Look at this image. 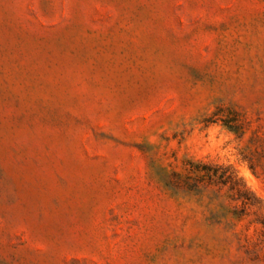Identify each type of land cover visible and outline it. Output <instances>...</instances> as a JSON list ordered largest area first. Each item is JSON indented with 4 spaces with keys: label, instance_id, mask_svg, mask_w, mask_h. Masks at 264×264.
Instances as JSON below:
<instances>
[{
    "label": "rangeland",
    "instance_id": "rangeland-1",
    "mask_svg": "<svg viewBox=\"0 0 264 264\" xmlns=\"http://www.w3.org/2000/svg\"><path fill=\"white\" fill-rule=\"evenodd\" d=\"M255 131L264 0H0V264H264Z\"/></svg>",
    "mask_w": 264,
    "mask_h": 264
},
{
    "label": "trees",
    "instance_id": "trees-1",
    "mask_svg": "<svg viewBox=\"0 0 264 264\" xmlns=\"http://www.w3.org/2000/svg\"><path fill=\"white\" fill-rule=\"evenodd\" d=\"M223 126L230 132L238 135L241 138L247 133L248 127L241 128L239 125H229L223 122ZM257 131L253 132L244 147V164L249 171L256 177L264 178V137L257 135ZM217 166H210L205 163L187 162L184 168L183 175H174L175 185L183 187L188 191L200 193L201 190L208 187L222 188L229 186V191L234 193L235 200L239 201L244 212L250 208L256 207L260 201L254 194L236 178L235 172L229 167L225 168L224 172H219ZM225 173L227 175L225 176Z\"/></svg>",
    "mask_w": 264,
    "mask_h": 264
}]
</instances>
